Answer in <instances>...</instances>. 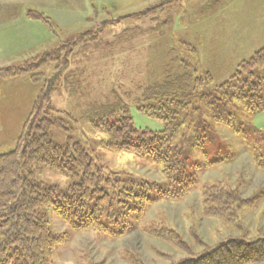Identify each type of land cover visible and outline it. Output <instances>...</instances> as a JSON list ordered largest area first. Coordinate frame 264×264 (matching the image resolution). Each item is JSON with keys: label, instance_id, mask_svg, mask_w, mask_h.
<instances>
[{"label": "rangeland", "instance_id": "374dc122", "mask_svg": "<svg viewBox=\"0 0 264 264\" xmlns=\"http://www.w3.org/2000/svg\"><path fill=\"white\" fill-rule=\"evenodd\" d=\"M0 10L2 22L10 12L12 18L16 15L18 28L0 31V154L14 150L24 121L46 92L39 119L47 139L60 147L79 144L95 170L111 182L133 175L160 188L159 195L174 194L176 185L159 162L108 149V136L97 125L101 122L87 121L86 111L118 106L121 112L112 123L125 117L139 134H157L162 129L157 104L143 97L151 82L161 80L163 69H188L202 79L186 102L196 103L200 93L216 100L197 114L188 113L170 143L186 161L188 175L199 177L198 186L179 199L147 206L137 220L133 212L125 217L127 208L120 205L118 195L125 186L116 183L106 191L111 206L92 203L82 211L79 198L76 207L66 205L74 199L70 175L28 165L38 192H49L62 207L61 213L51 207L37 212L62 241L51 264H170L229 237L264 236V171L255 164L264 155L259 143L264 110L248 111L249 100L238 97V103L232 88L219 89L239 63L264 47V0H0ZM27 15L52 19L51 29ZM6 67L27 69L34 78H11L1 73ZM251 82L261 87L247 91L248 99L264 104V68L254 70ZM230 114L233 130L216 119ZM249 143L262 149L258 156ZM204 163L213 168L194 172ZM209 186L218 189L216 202L207 204L227 213L226 218L204 216L202 187ZM149 196L155 198V191ZM244 200L252 205L245 206ZM85 223L88 227L80 226Z\"/></svg>", "mask_w": 264, "mask_h": 264}, {"label": "trees", "instance_id": "16d2710c", "mask_svg": "<svg viewBox=\"0 0 264 264\" xmlns=\"http://www.w3.org/2000/svg\"><path fill=\"white\" fill-rule=\"evenodd\" d=\"M27 17L35 18L34 20L43 24L47 23L48 29H51L52 19L48 21V18L38 20V17L32 18L30 15ZM258 68H264V47L256 51L248 60L239 63L227 81L219 86L220 90L232 88L235 92L233 98L237 101L238 97L249 100L245 107L252 112L264 110V104L260 103V99L257 101L248 99L246 93L261 87L260 83L253 85L251 82L254 70ZM4 69L1 73L10 74L11 78L28 74L29 79L34 78V73L27 69L11 70L10 67ZM159 78L161 80L148 85L149 91H146L143 97L146 103L157 104V118L162 123V129L157 134H139L138 130H133L130 127L128 124L130 122H127L124 116V120L118 117L112 123L111 120L116 119L117 114L121 112L118 106L104 105L94 110H87L86 115L90 114V116H87L86 119L90 120L89 122L97 120L102 123L99 124L95 121L97 125L103 126L108 136V149L130 152L138 157H151L159 162L158 165L162 168V172L166 173L167 180L176 185L177 189L174 194L171 192L167 195L162 191L159 195L160 188L157 190L153 183L142 181L141 177L133 175H121V178L116 182H111L106 176L100 175L99 170H95L92 160L88 158L86 151L79 144L66 143L65 146L60 147L52 140L47 139L46 133L40 126L42 120L39 119L43 106L47 102V93H41L23 123L14 150L0 154V264H51V254L62 242L60 238L50 233L46 222L37 217L38 209L42 207H51L58 213H61L62 207L53 202L48 196L49 192L40 193L38 188L32 184L27 172V166L30 164L70 175L73 179L71 194L74 199H72L73 202L66 205L74 204L73 207H76L75 199L79 198L77 200L82 211H85L92 203H96L95 206L98 208L104 205L111 206L112 195L106 191L115 189L117 184L125 186V190L120 191L122 195H118L121 197L120 205L127 208L125 217L131 215V212L134 213V220L139 219L144 208L156 201L169 199V197L179 199L198 186L199 177L196 174L193 175L194 177L188 175V169L184 168L186 161L184 162L182 155H178L170 143L181 121L186 119V116H189L190 113L197 114L201 107H212L216 100L212 102L209 100V94L200 93V96L196 98V103L186 102L190 99L188 92L191 93L197 87H201L202 82L200 77L188 69L183 68L180 71L163 69ZM181 112H186V114L182 115ZM216 119L218 123H225L228 128L234 126L231 114L225 118ZM196 134L198 133L196 132ZM151 136H153V140L146 141L145 138ZM259 143L264 145V139ZM249 145L251 144L249 143ZM251 147L254 154L258 156L257 154L262 149L255 148L253 145ZM202 155L206 156L204 152ZM255 164L259 170L264 171V155L255 158ZM211 168L213 167L210 164L204 163L201 166H196L194 172L199 173V171L203 172ZM217 189L218 186L202 187V207L204 216L223 219L227 217V213L224 214L218 207L213 208V205L207 204L216 202L214 192ZM151 191H155V198L149 196ZM243 202L245 206L252 205L251 200ZM229 213L231 214V212ZM67 223L72 224L68 220ZM80 226L88 227L86 223ZM94 226L104 229L97 222L94 223ZM70 228L75 232L78 230L75 225H71ZM181 243L176 246L178 250L181 248ZM170 264H264V236L250 238L241 234L229 237L213 246L203 247L198 253H189L186 257Z\"/></svg>", "mask_w": 264, "mask_h": 264}, {"label": "crops", "instance_id": "0c3cea01", "mask_svg": "<svg viewBox=\"0 0 264 264\" xmlns=\"http://www.w3.org/2000/svg\"><path fill=\"white\" fill-rule=\"evenodd\" d=\"M1 10H0V31L1 30H5V31H9V32H13V31H17L18 30V28H16V24H15V22H16V15L12 18V13L10 12L9 13V18H8V20L7 21H4V22H2V14H1ZM6 20V19H5ZM27 23V22H26ZM12 24H14V25H12ZM5 27V29H1L2 27ZM38 29V28H37ZM40 29V28H39ZM21 30V29H20Z\"/></svg>", "mask_w": 264, "mask_h": 264}]
</instances>
